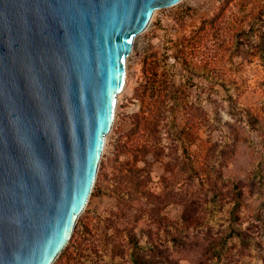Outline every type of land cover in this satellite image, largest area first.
I'll return each mask as SVG.
<instances>
[{
	"label": "rangeland",
	"instance_id": "1",
	"mask_svg": "<svg viewBox=\"0 0 264 264\" xmlns=\"http://www.w3.org/2000/svg\"><path fill=\"white\" fill-rule=\"evenodd\" d=\"M261 49L264 0H182L154 13L54 264H264Z\"/></svg>",
	"mask_w": 264,
	"mask_h": 264
},
{
	"label": "water",
	"instance_id": "2",
	"mask_svg": "<svg viewBox=\"0 0 264 264\" xmlns=\"http://www.w3.org/2000/svg\"><path fill=\"white\" fill-rule=\"evenodd\" d=\"M182 0H0V264H54L97 179L125 61Z\"/></svg>",
	"mask_w": 264,
	"mask_h": 264
},
{
	"label": "trees",
	"instance_id": "3",
	"mask_svg": "<svg viewBox=\"0 0 264 264\" xmlns=\"http://www.w3.org/2000/svg\"><path fill=\"white\" fill-rule=\"evenodd\" d=\"M259 52H260L262 58L264 59V49H261ZM147 124H148V120H147L146 118H144V119H142V120L139 122L138 126L145 128V127L147 126ZM84 226H86V224H85ZM76 241H77V240H76ZM80 244H81V242H79L78 245H80ZM79 248H81V245H80V247H78L77 249H79ZM65 254H68L67 249H64V250L62 251V253H61V255L59 256L58 260H59L60 258H62L63 256H65ZM133 259H134L135 264H149L147 261H140V260H137V258H135L134 256H133Z\"/></svg>",
	"mask_w": 264,
	"mask_h": 264
}]
</instances>
